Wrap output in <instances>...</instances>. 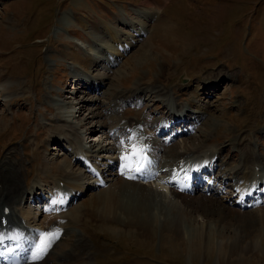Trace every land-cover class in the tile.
<instances>
[{"label": "rangeland", "instance_id": "rangeland-1", "mask_svg": "<svg viewBox=\"0 0 264 264\" xmlns=\"http://www.w3.org/2000/svg\"><path fill=\"white\" fill-rule=\"evenodd\" d=\"M157 1L163 6L166 5L164 17L168 19L170 26L155 27L154 34L145 41L146 43H139L138 47L146 46L152 56L141 61L140 52L131 51L129 60L123 58L116 66L112 65L110 70L100 68L101 64L91 69L93 75H109L107 84L94 92L104 100L97 108L104 112L105 102L114 99L119 92H124V98H131L129 101L125 99L126 110L121 109L120 113L124 118L133 116L138 121L148 120L149 125L156 117L160 119L159 116H162L166 119L168 108L164 102H158L159 98L153 96L151 100L145 98V102L139 103L143 94L131 96L133 88L137 87L135 85H139L140 89L158 85L161 89L164 88L163 92L172 90V98H177L178 105L186 103L187 97L192 98L196 104L194 109H198L202 114L201 116L200 113H194L198 121L195 123L192 119L191 125H188L192 127V122L196 124L193 131L178 135L168 143L167 146L170 147H165L168 158L175 159L178 153L185 150H195L198 153L207 147H222L223 163L218 168V174L224 173L223 170L227 167L239 164L241 154L237 151L241 153V149H250L247 152L244 150L248 155L251 151L255 154V148H260L264 158V0ZM0 2L5 3L0 4V75L13 77L12 82L17 80L8 90H0V124L3 125L0 129V172L8 173V169L2 166L4 162H13L11 158L18 161L17 176L18 186L23 189L21 191L27 190L38 171L43 169V163L51 159L58 162L68 159L71 162L69 170L83 174L86 167L75 160V157L72 158L73 153H65L68 152L67 148L64 149L65 145L58 144V148L47 151L46 142L51 138L53 126L55 123H65L56 121L54 115L57 114V109L46 100L55 97L75 102L83 95L90 98V93L79 92L74 95L69 92L76 89L72 86L74 78L71 64L77 72H86L81 70L79 65H74L71 54L83 53L79 45L83 44L89 48V42L94 38L93 33L105 36L111 31L109 25H120V7L126 15L134 17L133 9L143 7L147 1ZM149 2L152 4L149 3L150 6L147 7L156 8L154 0ZM68 12L72 15L68 22H65L63 15ZM83 16H89L91 22L80 23L77 17ZM7 21L11 22V26ZM151 23L153 22L149 21V24ZM99 26L105 29H97ZM116 28L119 29L118 26ZM116 28V33H120L119 35L123 36L121 38H124L123 31H126L127 27L122 28L123 31ZM150 52H147V55H150ZM159 68L164 69V75L158 74ZM224 72L227 73L226 76L222 75ZM211 73L223 76L219 86L199 90L201 96H195V86L199 79ZM234 73L242 75L245 83L238 82V76L233 79L228 77ZM181 77L186 78L184 83L181 82ZM190 82L193 87L182 88L181 85ZM150 91L155 95L161 92L159 87H152ZM165 95L162 94V98ZM75 104L68 105L64 110L79 123L89 111L85 110L79 116L78 107L74 108ZM107 112L104 117L109 121ZM188 117L190 119L192 116ZM184 123L175 127L178 130L185 129ZM139 124L145 126L140 122ZM78 126L83 129L80 124ZM96 134L99 132L89 133L85 138L78 135L74 141L80 144L82 139L88 146L94 147L106 136L99 137ZM163 136L159 138L163 139ZM247 139L248 142H244ZM101 144L110 147L114 142L108 139ZM88 154L91 155L86 158L90 169L98 175L105 173L107 168L103 162H106V159L100 164L96 163V160L103 155L110 156L111 152L92 151ZM169 163L172 164L171 161ZM153 165L158 167L159 162H154ZM117 170H112L116 172L115 175L109 174L108 171L107 178L110 180L107 183L90 187L86 193L69 204L64 212L69 213L77 205L87 203L93 194L106 189L107 184L123 178ZM47 173L48 176H53L57 172L51 168ZM87 177L86 181L94 180ZM161 185L166 186L165 183ZM160 188L162 191L158 192H132L128 185H122L119 190V195L127 198L129 202L126 203L132 206L138 205L139 202L149 204L152 198H157L155 203L152 200L150 202L154 208V225H150L148 221L146 226L139 227L111 221L98 223L96 220H81V223L85 224L82 226L83 230H86L85 233L75 226L77 229L73 231V228L69 235L56 243L58 246L54 245L55 248H51L52 254L47 255L42 262L57 264L59 259L64 260L67 256L66 258H70L69 264H77L82 259V264H264V203L243 208L225 203L221 193L220 196H214L199 192L192 196L182 195L172 208V204L162 201L163 194L170 200L171 193L164 187ZM18 193L9 188L10 202H13V198L19 201L20 198L16 195ZM31 205L33 208L44 207L46 200L33 201L25 207L30 209ZM45 215L43 214L40 220H43ZM83 237L84 243H77V240Z\"/></svg>", "mask_w": 264, "mask_h": 264}, {"label": "bare ground", "instance_id": "bare-ground-1", "mask_svg": "<svg viewBox=\"0 0 264 264\" xmlns=\"http://www.w3.org/2000/svg\"><path fill=\"white\" fill-rule=\"evenodd\" d=\"M146 1L147 2L144 3L143 7H137L133 9L135 13L134 17L126 15L124 9L120 7L121 15L118 16V22L121 26L117 25L119 29L116 28L117 26L115 24H113V26H108L111 31H108L105 36L100 33H93L94 38H92V42H89L91 48H87L82 44L79 45L81 50L83 49L82 54L79 55L77 52L71 54V56L73 57L74 65H79L81 67V70L83 69L86 72H77V69L75 68V70L73 68V64H71L72 75L74 78L72 86L76 87V89L69 92L74 95L79 92L81 94L90 93L92 95L90 98H86L83 95L82 97H80L81 99H77L78 101L75 102L66 101V98L58 99L55 97L46 100L47 103L54 105L57 109V114L54 115L56 117V121L61 120L65 123H55V125L53 126L54 130L52 134H50L51 138L48 139V143L46 142V149L47 151H49L58 148V144H63L65 145L64 149L66 150L67 148L66 151H68L65 153L70 155L71 153H73V155H71L72 158L75 157L76 159H74L78 160L79 162L83 158V156L79 154V151L87 152L85 155H88V152L92 151L98 153L103 151L111 152L110 156L106 157V155H103L99 157L96 162L101 163L103 159H106V162L103 163L107 168V171H110L109 174L115 175L116 172H113L109 169L115 168V164H117L116 170L119 165L120 170L122 172L134 168L136 165L135 151L137 150V147L142 142L144 144L149 143L148 149L144 151H148L150 153V160L152 159V163L156 161L157 163L159 162L158 167L154 169L151 168L150 170L152 173L154 172V170H156L157 173L153 180L154 185L152 184V182L139 183L140 181H133L127 179L124 178V176L122 175L123 178H121L120 180H117L115 183H112L110 185L107 184L106 189L100 191L99 193L93 194L92 198H90L87 203H81L69 213H65L63 211L61 212L62 214L59 215L57 214L58 210H65L69 206V204L76 201L79 197L86 193L90 187H93L95 185H102L103 182H101L100 178L94 179V182L86 181V178H88L87 176L90 177L91 175L92 177V174L95 175V173H91L86 166V170H83V174L78 173L79 175H82V177L85 176L84 178H81V176L74 172L72 173L69 170V168L71 167V162H69L68 159L63 160L61 162H58L56 160L53 161V159H51L43 163V167L41 166L43 169L38 171V174L35 177L33 183H31L27 187V190L21 191L23 189H20L18 186L19 180L17 176V172H19V164L18 161H14V159L11 158L13 162L6 161L2 165L4 169H8V173L3 171L0 172V231L9 232L6 235L0 234V242L3 238L11 239L20 235V237H23V239L20 241L22 245L29 246L31 244H35L34 249L36 250L43 247L44 245H50L45 248V250L49 249L48 255H50L52 254L51 248H55L56 243L61 242L60 240L63 237L69 235L75 226H78V229L85 233L86 230L84 231L82 228V226H84L85 224L84 222L81 223V220H96V222L98 223L105 221H107L108 223L111 221L125 223L126 226L128 224V226L133 225L139 227H142L143 225L146 226L148 221L150 225H154V208L153 204L151 205L150 202L152 200L155 203V200H157V198H152L149 204L145 202H139L138 205L132 206L130 203H126L129 202L127 198L119 195L120 187L122 185H128L130 189H132V192L143 190L158 192L162 191L160 187H164L165 190L171 193V198L170 200H168L167 196L163 194L162 201L168 202L169 205L172 204L171 207L174 208V203L177 204L178 199L182 197V195L183 197L184 195H190L180 193L179 191H177V189L173 186L172 183L174 180H176L178 176H183L184 173L187 171L190 172L192 170L190 168H194L195 166L196 170L205 169L211 172V175L207 177L206 184L203 186L204 188L209 187L210 191L213 193L214 196H218L221 193V198H223V201L225 203H230V205L235 204L239 207L241 206L244 208L253 204L264 202V158L261 155L260 148H255V154L254 151H251L248 155L244 152V150H246L247 152L250 151V149H241V153L237 151L239 155L241 154L239 156V164H235V167H227L223 170L225 171L224 173L221 172L219 174L218 168H220L221 164L223 163L221 162L222 147H207L199 151L198 153H196L195 150H192L191 152H187L188 150H185L180 154L178 153L175 159H170L171 157H167L168 153L166 154L167 150L165 149V147H170L167 145L168 143L170 144V142H172L176 132L178 133V135H182L184 133L191 132L195 129V123L198 120L197 118L195 119L196 115L194 113L200 112L198 109H194L196 104L193 103L192 98L190 99V97H187L186 103L178 105L177 98H175V100H173L172 98V90L163 92L162 90L164 88L161 89L158 85H150L140 89L139 85H135L137 87L133 88V95L131 96H137L139 94H143V96H145L143 99V96L139 98V103L145 102V98L151 100V98L154 96L156 98H159V103L164 102L165 107L168 108V111L166 113L167 118L164 119V117L159 116L160 119H158V117H156V120L152 121V123L154 122L153 125L152 123L150 125L147 124L149 123L148 120H140L139 122L145 124L146 128L145 126L139 124V122L137 125L134 126V124H132L134 119H127L121 115V109L126 110L124 104L129 101V99L131 100L130 97L124 98L126 94L124 92L123 94L119 92V95L115 96L114 99L109 102H105L106 107L104 108V112H101L100 108H97L98 104L104 100L101 96H96L94 92L101 90V88L107 84L109 75H93L91 69L94 68V66L101 64L100 68L110 70L112 68V65L116 66L118 63L121 62L123 58L126 57V60H129V58L131 57V51L132 53L140 52V60H146L147 58L152 56V53L150 52V49H147L144 45L143 47H138L139 43L142 41L145 42L147 39H149V37L154 34L156 29L155 27L169 28L170 26L169 22L167 21L168 19L164 17L166 13L164 12L161 3L157 0H154L156 8L152 7L154 9H151V7H147L150 6L149 3L151 2L149 1L151 0ZM0 4L5 5L4 2H0ZM68 13H64L63 15V19L65 22H68L70 15H72L71 12ZM88 17L89 16H86L85 18L84 16L80 18L77 17V19L80 21V23L91 22ZM154 20H156V22H154ZM149 21L153 23L149 24ZM8 25L11 26L10 21L8 22ZM126 27V31H123L122 28ZM115 28L118 31H123L124 38H121L122 35L120 36V33H116ZM60 29H57V31ZM97 29L105 28H100L99 26L97 27ZM97 37L99 38V40H95L97 39ZM147 52H150V55H147ZM227 72L230 74L233 73L230 71ZM158 74L164 75V69L159 68ZM226 74L224 72V74L222 75L226 76ZM235 76L239 77L240 80L238 79V82L243 84L245 83V79L244 77H242V75H238L236 73H234V75L232 76L228 75V77H230L231 79H233ZM0 77V90H8V88H10L17 81L15 80L14 82H12L13 77L6 75H0ZM221 77H223L221 76V74L214 75V73H211L203 78H200L198 84L195 86V96L200 95L199 90L208 88L212 89L214 87L219 86ZM241 77L243 80H241ZM181 86L182 88L187 89L191 86L193 87L194 85H191L190 82ZM152 87L155 89H158L159 87L161 92L158 94L156 93L155 95L153 92L150 91ZM97 94L99 93L97 92ZM159 94L166 95L162 98V96ZM125 99L128 100L125 101ZM73 103H76L74 108L78 107L77 112H79V116L85 110L89 111L87 115L88 117L85 116L81 118L79 120V123H76L73 120L74 116L66 114L67 112L64 110L65 107ZM203 105H205V103ZM106 111H108L107 113L109 114L107 116H110L109 121L104 117ZM188 116L192 117L188 119ZM192 119H194L195 123L192 122V127H189L188 125H191L190 121ZM173 121H175L174 123L180 121V124H183V122H185L183 125L185 126V129H181V131H176L175 127H173L172 124ZM79 124L83 127V129L79 128ZM2 126L3 125L0 124V129L3 128ZM67 128L72 129L68 130ZM92 132H99V134H96L99 135V137L106 135L103 141L111 139L113 140L114 145L110 147H105L101 144L103 141L99 140L97 145H94L93 147L88 146L87 142L82 139L80 144L74 141L78 135H83V138H85L87 134ZM262 133H264V129L262 130ZM162 135H164L163 139L159 138V136ZM71 138L73 139V141H71ZM244 142H248V139ZM252 146L253 144H251V148ZM258 152L259 155H257ZM170 161L172 162V164L169 163ZM72 162L74 163L73 160ZM51 168L56 169V175L48 176L49 174L47 173V170ZM86 171L90 175H87ZM216 171L217 174L214 175L213 173ZM109 174L102 172V178L105 183L110 180L107 178ZM66 178L67 180H65ZM230 181H232L233 183H230ZM198 182V179H196L193 184L197 186ZM161 183H165L166 186H162ZM9 188L15 189L19 192L18 194H16L17 197L20 198L19 201L18 199L13 198V202H10ZM200 189L201 187L199 186L196 190L199 191ZM138 195L141 197L140 193H138ZM24 198L25 200L27 199V202L23 206L22 201ZM32 199L35 202L37 200H40L41 202L43 200H46L47 206L43 209L41 208L37 210L31 205L32 208L27 209L28 207L26 208L25 205L27 203L31 204ZM7 206L10 208V212L6 214L5 210ZM43 213L47 214L46 216H44L45 218L43 220H40V217ZM13 222L19 224H21L20 222L23 223L24 226H21V232H12L11 224ZM76 229L74 228L73 231H75ZM45 233L49 234L47 238L44 235ZM57 233L58 235H54ZM42 241L44 242V244H42ZM84 241V237L83 239L79 238L77 240V243H84ZM29 253L30 255H33V252L29 251ZM66 257L64 258V260L59 259V262L57 264H69L68 260H70V258ZM80 262H84L83 259L80 260L77 264H82ZM25 264L31 263L27 262ZM36 264L44 263L42 262V260H40L39 262H36Z\"/></svg>", "mask_w": 264, "mask_h": 264}, {"label": "snow or ice", "instance_id": "snow-or-ice-1", "mask_svg": "<svg viewBox=\"0 0 264 264\" xmlns=\"http://www.w3.org/2000/svg\"><path fill=\"white\" fill-rule=\"evenodd\" d=\"M44 235H45L46 238L49 236L48 233H45ZM54 235H58V233L57 234H54ZM42 244H44L43 241H42ZM47 246H50V245H44L43 247L39 248L38 251H44ZM34 258L35 259H39V255H36Z\"/></svg>", "mask_w": 264, "mask_h": 264}, {"label": "water", "instance_id": "water-1", "mask_svg": "<svg viewBox=\"0 0 264 264\" xmlns=\"http://www.w3.org/2000/svg\"><path fill=\"white\" fill-rule=\"evenodd\" d=\"M186 81V78L185 77H181V82H185ZM135 121L132 122V124H134Z\"/></svg>", "mask_w": 264, "mask_h": 264}]
</instances>
